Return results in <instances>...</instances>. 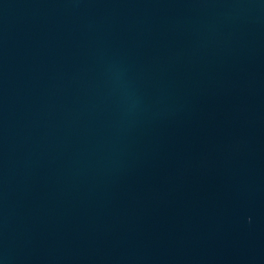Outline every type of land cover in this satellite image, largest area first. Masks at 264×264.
<instances>
[{
  "label": "water",
  "instance_id": "obj_1",
  "mask_svg": "<svg viewBox=\"0 0 264 264\" xmlns=\"http://www.w3.org/2000/svg\"><path fill=\"white\" fill-rule=\"evenodd\" d=\"M0 264H264V0H0Z\"/></svg>",
  "mask_w": 264,
  "mask_h": 264
}]
</instances>
